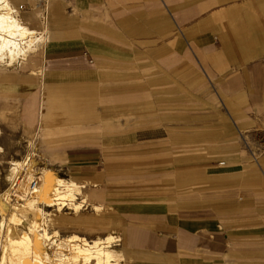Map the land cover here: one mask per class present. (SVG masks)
<instances>
[{
    "label": "crops",
    "instance_id": "crops-1",
    "mask_svg": "<svg viewBox=\"0 0 264 264\" xmlns=\"http://www.w3.org/2000/svg\"><path fill=\"white\" fill-rule=\"evenodd\" d=\"M4 2L3 12L11 11L29 31L23 40L32 46L23 57L1 52L0 80L15 79L19 88L29 81L31 90L37 82L43 89L31 92L19 110L32 139L43 137L48 144L49 132L42 129L67 116L82 114L86 121L109 124L101 134L94 128L72 135L98 141L63 143L69 145L61 164L73 178L98 181L107 169L114 177L112 171L144 161L140 146L173 138L172 193L148 192L142 185L129 193L116 178L110 196H93L94 205L108 203L123 221L127 242L163 264H264V162L255 155L264 130V0H47L27 12L19 5L29 0ZM7 37L0 31V38ZM14 38L20 42L19 35ZM184 73L203 75L213 94L207 98L210 110L183 119ZM135 75H148V87L156 91L152 104L159 109L148 112L155 125L134 128V122L146 119L118 112L119 91L135 88ZM97 91L109 93L108 119L95 117ZM183 122L190 137L225 139L209 151L222 157L183 167L178 140ZM4 141L0 136V144ZM35 142L28 144L34 148Z\"/></svg>",
    "mask_w": 264,
    "mask_h": 264
},
{
    "label": "rangeland",
    "instance_id": "rangeland-1",
    "mask_svg": "<svg viewBox=\"0 0 264 264\" xmlns=\"http://www.w3.org/2000/svg\"><path fill=\"white\" fill-rule=\"evenodd\" d=\"M26 5L27 7H25ZM26 5H24V7L21 9L22 12L29 11V7L36 8L37 6L32 0H29V3ZM32 68L35 69L34 72L37 71L36 67ZM29 72V70H24L22 74L25 76L28 75ZM7 73L8 72L5 73L6 77ZM147 77L148 75H135V81L133 84L135 88L119 91V114H124L128 110L130 112H134V116L137 117V119H146L145 121L134 122V128L143 125L157 124V121L150 120V118L152 119L153 116L148 115V112L151 113L153 111H157L159 107L152 104L156 98V91L149 89ZM150 77H152V75H150ZM24 80L30 79L25 78ZM2 82L5 83V88L2 89L1 92H4L5 96L1 98V102L5 103L3 105L0 103V132L2 131L0 136L4 135L5 144H0V188H5V191L10 190L15 200L18 198L22 199V197L19 196L20 191L16 190L18 183L15 186H13V184L16 181L19 182L25 171L22 170L20 177L18 179L16 178L14 182H11V179L8 180L6 175L8 174L11 162L18 160L20 164H23L26 160V157H31V160L28 162L26 161L27 164L25 167H28V165L31 163L30 165L35 172L41 171L44 168V170H51L46 171H48V174L54 173V175L58 177L67 179L65 180L66 182H70L71 180L77 181L79 186V191L77 193L74 192L76 195L72 199V202L69 201L68 198L67 200L60 198L54 200V203L51 206H46L41 202L35 204L39 207L44 205L43 211L46 212V217L49 223V226L46 230L48 231L49 235L56 234L57 237L53 238H58V241L63 242V240H67V238L73 234L84 237L89 241L96 237H103L107 234H112L114 238L111 246L116 252L115 255L118 257H122L121 255H123V259L119 261V264H163L160 261L161 258L151 254H145L142 253V251L134 249L133 246L135 244L132 242L128 243L126 239L127 235L123 233V221L115 216L114 212H112L111 208L107 205L108 203H102L101 206L98 205L100 208L97 210L94 209L93 196H99L101 200H104L106 197L110 196V184L113 183V180L116 178L117 184L119 186H125L126 189L129 190V193L132 192L133 186L136 185H142L144 190H147L148 192L150 189H153L154 191L159 189L158 191H160V193H163L164 190V192L167 194L172 193L174 174V154L172 152L174 146L173 138L171 137L166 142H162L161 144H146L144 146H140L137 148L139 153L147 154L144 156V161L140 162V165H130L127 170L117 172L112 171L114 177H110L111 171L107 169L101 171V179L98 181H83L80 179H75L61 164L63 160L62 152L65 150V148H68L67 146L69 145H65L63 143L67 140L71 144L75 143L74 145L81 142L83 143L84 140H91L92 142L95 140L98 141L99 138L81 139L72 137V135L87 134L95 129H97L99 134H101L102 131L109 130L108 122L104 123L103 121L99 120L86 121V116L82 114L78 116L74 115L70 117H60L61 119H59L58 122H53L51 119L50 125L42 129L44 132H49L47 137L48 144H46V138L42 141L41 138L43 137H40V139H32V132L27 133L24 129V124L21 117L19 116V110L21 109L23 101L29 96V94H31V92L37 94L38 91L43 89H40L41 86H39L40 84L37 82H35L36 87L32 90L30 89V86L34 85H30L29 81L27 83H21V88L15 87L17 84L15 79L11 80L10 78H6L3 81L0 80V83ZM96 93H98L95 101L96 105L92 107V109H94L95 117L97 119L103 117L108 119L110 114L109 93L108 91H97ZM180 93V111L182 113L183 119L186 118L190 113H195L196 111L206 112L212 108L211 105H207V98H210L211 100L213 94L212 89L208 81L201 74H182ZM120 102L123 104L120 105ZM127 102L133 105H129L127 107L125 105ZM197 102L202 104L197 105ZM92 117H94V115ZM68 118H72V121ZM186 123L188 124V122ZM186 123H182L183 136L178 138V140L181 142L180 156L182 158L183 167L199 162L206 163L208 161H212L213 159L222 157V155L219 153H212L209 151L212 149L210 146L217 144L219 145L225 139L190 137L189 134L191 133V130H189V126H184ZM99 124L102 125V128L99 127ZM170 135L172 134L170 133ZM30 139L32 141L36 140V147L33 148L32 146H29L28 143ZM103 140L108 142L109 138ZM245 140L250 142L249 137H246ZM255 140L256 139H254V141ZM238 141H240V139H238ZM87 144H89V142H87ZM242 144L244 143L242 142ZM163 150L169 151V153H162L161 151ZM246 153L247 158H251L247 151ZM255 155L258 157H256L257 162H264V154L255 153ZM108 156L109 155H105V158L102 159L103 163L107 162ZM130 158L131 159L129 160V163H134L132 155H130ZM115 173L117 174V177L115 176ZM4 175L7 184L9 183L8 186L4 181ZM262 177H264V175H262ZM111 178H113L112 182ZM164 187L166 189H164ZM53 198L54 197L52 196L51 199ZM15 200L10 202L14 203ZM71 203H80V208L75 210ZM26 217L27 216H25V218ZM29 219L32 221L31 218ZM17 228L19 230H24L25 225L20 224ZM47 251L52 255L55 252L54 249L50 248H47ZM55 253V255H58L57 251ZM61 254L63 253H59V255Z\"/></svg>",
    "mask_w": 264,
    "mask_h": 264
},
{
    "label": "bare ground",
    "instance_id": "bare-ground-1",
    "mask_svg": "<svg viewBox=\"0 0 264 264\" xmlns=\"http://www.w3.org/2000/svg\"><path fill=\"white\" fill-rule=\"evenodd\" d=\"M4 1L0 0V31L6 32L11 37L0 38V55L1 52L6 51L11 57L16 54H22L23 57V54L32 46L30 39L27 42L23 40L29 31L24 27L20 28L14 16L9 15L11 11L3 12L2 9L7 7V2ZM17 35L20 37V42L14 38ZM35 41L38 42L37 45H40L42 36L39 35ZM29 160L31 157H26L23 164H20L18 160L11 162L6 175L8 180L11 179V182H14L20 177L21 171H25L19 182L16 181L13 184L15 186L18 183L16 190L20 191L19 196L22 199L18 198L11 203L14 196L10 190L5 191L0 197V264H119L123 258L115 255L116 252L111 246L114 238L112 234L96 237L91 241L73 234L63 242L53 238L57 237L55 233V235H49L46 230L49 226L47 214L43 211L44 209L35 204L41 202L51 206L54 200L60 198L66 200L68 198L72 202L75 193L79 191V186L74 181L66 182L56 175L48 174V171L44 169L35 172L31 163L25 167ZM72 205L75 210L80 208V203ZM93 207L96 210L100 208L98 205ZM20 224L25 225L24 230L17 228ZM47 248L54 249L58 255H55V252L53 255L49 254ZM59 253L63 254L59 255Z\"/></svg>",
    "mask_w": 264,
    "mask_h": 264
},
{
    "label": "built area",
    "instance_id": "built-area-1",
    "mask_svg": "<svg viewBox=\"0 0 264 264\" xmlns=\"http://www.w3.org/2000/svg\"><path fill=\"white\" fill-rule=\"evenodd\" d=\"M35 3H44L47 0H32ZM24 5H19V8L22 9ZM258 141L260 145V153L264 154V130H262L258 136ZM34 185V181L31 182Z\"/></svg>",
    "mask_w": 264,
    "mask_h": 264
}]
</instances>
